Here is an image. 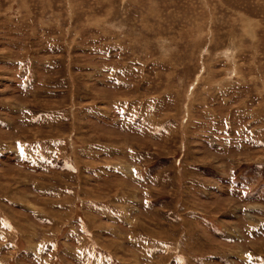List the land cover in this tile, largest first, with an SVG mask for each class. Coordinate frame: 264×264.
Masks as SVG:
<instances>
[{"label": "rangeland", "instance_id": "374dc122", "mask_svg": "<svg viewBox=\"0 0 264 264\" xmlns=\"http://www.w3.org/2000/svg\"><path fill=\"white\" fill-rule=\"evenodd\" d=\"M0 264H264V0H0Z\"/></svg>", "mask_w": 264, "mask_h": 264}]
</instances>
